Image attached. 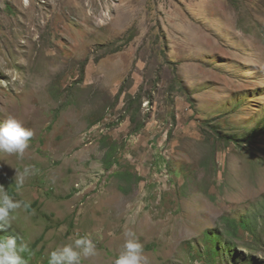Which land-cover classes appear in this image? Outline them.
<instances>
[{
  "label": "rangeland",
  "instance_id": "1",
  "mask_svg": "<svg viewBox=\"0 0 264 264\" xmlns=\"http://www.w3.org/2000/svg\"><path fill=\"white\" fill-rule=\"evenodd\" d=\"M9 116L29 264L85 235L113 264L129 229L149 264H264V0H0Z\"/></svg>",
  "mask_w": 264,
  "mask_h": 264
},
{
  "label": "clouds",
  "instance_id": "2",
  "mask_svg": "<svg viewBox=\"0 0 264 264\" xmlns=\"http://www.w3.org/2000/svg\"><path fill=\"white\" fill-rule=\"evenodd\" d=\"M34 136L31 128L25 127L22 121L9 116L0 122V152L14 154L23 158ZM31 169L25 167L23 171L15 172L14 182L17 189L24 185ZM29 204L14 199L3 186H0V228H9L15 219L16 210L27 209ZM125 239L122 250L114 259L113 264H149L148 257L144 255L143 245L131 229L124 233ZM16 235L0 236V264H29L24 253L28 250V243L18 240ZM98 255L96 244L85 235L78 236L70 243L52 249L47 256V264H82L83 260Z\"/></svg>",
  "mask_w": 264,
  "mask_h": 264
},
{
  "label": "trees",
  "instance_id": "3",
  "mask_svg": "<svg viewBox=\"0 0 264 264\" xmlns=\"http://www.w3.org/2000/svg\"><path fill=\"white\" fill-rule=\"evenodd\" d=\"M140 100V97H139V95L138 96H135L134 98H130V101H132V102H138ZM111 155L110 154H107V156H106V158H107V163H106V167L108 166H110V164L112 163V162H110L109 161V158L108 157H110ZM118 177H120V179L121 180H124L125 181V179H127V176H125V174H116ZM244 226V225H243ZM213 251V253H216V251H217V248L216 247H213V249L212 250H210V252H212Z\"/></svg>",
  "mask_w": 264,
  "mask_h": 264
}]
</instances>
